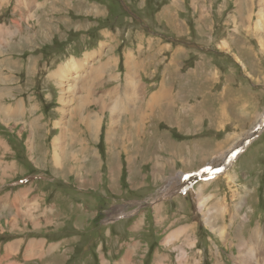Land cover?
Returning <instances> with one entry per match:
<instances>
[{
  "label": "rangeland",
  "instance_id": "obj_1",
  "mask_svg": "<svg viewBox=\"0 0 264 264\" xmlns=\"http://www.w3.org/2000/svg\"><path fill=\"white\" fill-rule=\"evenodd\" d=\"M259 4L260 0L4 1L0 7V38L6 33L11 41L0 55V79L7 72L6 67H11L12 82L5 87L14 91L10 90V99L4 95L3 104L23 103L26 110L20 118L22 122L14 127L5 126L0 120V138L9 145L6 158L0 153V160L12 167V178L0 184V196L7 198L10 191V198L14 199L31 182V191L26 189L27 193L30 191L29 196L38 197L40 206L35 209L38 212L34 210L35 221L39 223L36 229L21 218L13 228L9 224L12 216L0 213L3 214L0 259L5 256L4 246L9 242L22 240L21 251L27 241L41 239L45 242L41 248L44 259L24 262L19 251L8 261L101 264L103 256L112 264L126 257L130 246L135 245L132 264H153L152 258L159 252L167 254L170 264H178L184 252L189 260L213 264L212 253L216 247V257L224 264H232L234 255H238L236 241L232 242L238 229L248 246L257 243L262 249L264 127L249 140L246 136L264 114V27L261 31L254 29ZM26 10L32 13V19L27 18ZM163 13L170 14L177 30L168 24ZM223 45L225 48L220 49ZM129 51L133 53L138 76H142V101L152 95L158 100L164 94L160 104L154 109H145L141 126L136 125L130 113L124 114L120 120L126 124L122 122V126L114 128L109 140L104 139L110 128L109 112L104 113L98 141L78 122L79 117H74L71 134L62 140L61 147H52L53 139L63 130L59 126L63 116L59 111L60 90L53 85L49 73L58 65L64 66L70 58L80 60L93 52H97L96 63L99 56L101 62L108 61L107 57L114 58L116 66L109 65L111 73L119 71L118 81L105 76L104 80L110 81L103 83L99 90L118 88V96L126 105L123 57ZM87 62L84 64L90 65L91 58ZM144 75L151 78L145 79ZM144 105H140L141 111ZM82 111V115L87 113L91 118L99 108L86 104ZM26 122L34 125L29 127ZM74 134L78 136L74 138ZM72 138L74 143L69 142ZM241 142L246 145L241 146ZM239 146L236 159L229 163ZM210 163H214L213 170L219 175L211 177L217 180L206 187L203 195H211L209 206L214 216L220 206L227 210L231 204L241 207L232 237L225 245L198 214L196 192L203 183L192 185L191 179L184 185L173 182L174 191L164 190L177 172L197 173ZM39 171L45 175L48 171V178L53 181L40 186V181L32 177L39 175ZM1 176L0 172V181ZM36 197L30 201H37ZM233 198L236 200L231 203ZM220 201H224L222 205L216 204ZM162 203L165 205L159 215L164 221L158 224V215H154L152 208ZM46 221L52 224L47 226ZM187 224H195L193 238L197 247H186L184 239H178L174 246L162 245L168 233ZM230 225L228 221L227 226ZM50 243L60 244L54 257L49 256L54 251L47 254Z\"/></svg>",
  "mask_w": 264,
  "mask_h": 264
},
{
  "label": "bare ground",
  "instance_id": "obj_2",
  "mask_svg": "<svg viewBox=\"0 0 264 264\" xmlns=\"http://www.w3.org/2000/svg\"><path fill=\"white\" fill-rule=\"evenodd\" d=\"M4 1H7V0H0V7H2ZM261 1H264V0H260L259 11H258V14H257V19L255 21V28H254L257 31L258 30L259 31L263 30V27H264V4H262ZM26 12H27V10H26ZM63 12H65V11H63ZM82 14H84V13H82ZM163 15H164V13H163ZM163 15H160V16L163 17ZM164 16L167 18L168 24L174 25L175 26L174 29H176L177 24L173 22V19L171 18L170 14H165ZM27 18L32 19L33 18L32 13L29 14V16ZM98 23H99V21H98ZM141 39H142V36H141ZM158 40H160V39H158ZM10 41H11V37H10V35H7L6 33H5V35L2 38H0V55H3L4 54V50L9 48ZM100 44H102V42ZM223 46L224 47H222L220 49L225 48V45H223ZM140 47H141V45H140ZM28 48L30 49V47H28ZM22 49H23V47H22ZM226 50H227V48H226ZM16 52H17V50H16ZM102 52H103V50H102ZM111 52H112V50L108 51L107 54L110 55ZM129 52H130V54L127 53L125 55V57H123L124 58V63L123 64L125 65V77H126V78L125 77L124 78L127 81V86L125 85L126 88L123 87V88H125L123 94L127 98L126 99L127 104L125 103L126 105H124V102L125 101L123 100L124 102H122L121 99H120V97L118 96V94H119L118 88L113 87V89L108 90V91H106V90H99L100 89L99 87L102 86L103 83H105L106 81H110V80H104L105 76H107V79H110L111 78V79H113L115 81L117 80V77L119 76V71L118 70H116V71H114V72L111 73L112 66H110V65L113 64V66H116V65H114V62H117V61H115L114 58H111V57H107L106 56L107 59H108V61L106 60V62H103V61L101 62L100 61V56H99V63H96V61L98 60V57L95 56V55H97L96 54L97 52L96 53L93 52L92 54L86 55L85 56L86 58L84 60L83 59L82 60L80 59L81 61L80 60H76L74 58H70L65 63L64 66L58 65L51 73H49L50 74V77H51L50 79H51L53 85L54 86H58L59 87V90H60L59 91V94H60L59 95V102L61 103L62 106H61V109H59V111H61L62 116H63V120L62 121L60 120V122H59V126H61L63 128V130L61 131L60 134L57 135V137L55 136L56 138L53 139L54 141L52 142V147H61L62 140L65 139L66 135L71 134L70 127H73V125H72L73 123L71 122V119H73L74 117H79L80 120L78 122L79 123H82V125H84L86 129H88V133H90L92 136H94L97 139V141H98L99 140V136L102 133V126H103V121H104V119H103L104 113L105 112H109L110 115H111V118L109 120V122H110V128L108 127L109 128V131L107 133V138H104L105 140H109L110 136H113V129L114 128H119V125L122 126V124L125 123V122H123V120H120L123 117L124 114H129L130 113L129 116H132L133 118L136 119V121H134V122H136V125L137 126H141V123L143 122L144 118L146 117V112H147L146 110H148V109H154V107H157L160 104V98L161 97L163 98L164 97V94H161L158 100H155V99L158 98V97L157 98H154L155 95H152V96L150 95L151 98L149 100L142 101L143 93H144V91H142V88L140 86V84L142 85V87L144 85L143 82H142V80H141L142 79V76H138L137 71H136L137 70V68H136L137 66L134 65L135 62H134L133 53L131 51H129ZM139 52H140V49H139ZM139 52H138V54H139ZM18 53H19V51H18ZM90 58H91L90 65H87L88 68H85L87 66L84 64V62H87V60L90 59ZM113 60H114V62H113ZM35 67H37V66H35ZM116 68L117 67H115V69ZM6 71L7 72L4 75L2 74L3 75L2 79H0V120L2 121V123L5 124V126L11 127L13 125V127H14L15 125H17L20 122H22L20 118H21V116H23L25 114V110H26L25 108L26 107H24V104L23 103H20V104L19 103H16L15 105L14 104H11V103H5V104H3V101L6 99V97H4V95H9L7 98L10 99L11 96H10V93L9 92H10V90H13L14 89L13 88V89L8 90L5 87V85H7L10 82H12V75L14 74L13 71L11 70V67H6ZM18 72H19V70H18ZM152 75H155V73H152ZM134 78H136L135 80H137V82H134ZM144 78L145 79L151 78V75H144ZM120 81H121V79H120ZM143 81H144V79H143ZM45 88H47V87H45ZM50 88H52V87H49V89ZM108 88H109V86H108ZM77 89H79L80 91H77ZM143 89H144V87H143ZM120 90H122V89H120ZM20 92H21V90H20ZM122 97H123V95H122ZM74 99H78V100H76L77 102H74V104H73V100ZM123 99H124V97H123ZM162 100L163 99H161V101ZM12 101H13V99H12ZM12 101H10V102H12ZM89 103H91V104H89ZM86 104H88L89 106L90 105H94L95 107L97 106L99 108V111H96L95 114L94 113L91 114V118L88 117V114L87 113H86V115H82V112H83L82 110H84ZM140 105H144V107H143L144 110L143 111H141L142 107H140ZM33 108H36V107L33 106ZM30 113H31V110H30ZM32 116H33V113H32ZM18 117H19V121L17 122V118ZM64 119L65 120L68 119V121L67 122H64ZM33 122H26L24 124H28L29 127H32V125H34ZM54 125L55 126L58 125V122H55L54 121ZM77 125H78V123H77ZM44 126H46V125H44ZM254 126L255 127H253L251 129V131L246 134L247 140H249V138H251L253 135L254 136L257 135L258 134L257 132L259 130H261L262 127L264 126V114L257 119V121H256V123H255ZM29 129L32 130V128H29ZM86 129H84V131H86ZM22 135L23 134H21V133L19 134L20 137ZM77 136H78V134L77 135L76 134L73 135L74 138H76ZM4 141H5V139L0 138V153H2L3 156L6 158L5 155H6L7 151L9 150V148H8L9 145H8V143L6 141L5 142L7 144ZM90 141H91V139H90ZM69 142L70 143H74L75 140L72 138ZM82 142H83V140L81 142L79 141V143H82ZM28 144H31L32 145L31 142H29ZM244 144L245 143L241 142V146H243ZM31 145H29V147H32ZM241 146H239V147H237V149H235V151L233 152V155L230 157L229 163L232 162L231 160L236 159L235 156L240 151V150H238V148H240ZM217 160L218 159H216L214 161H217ZM229 163H227V164H229ZM3 164L4 163L0 160V172L3 174V176H1L2 178H1L0 184L1 183H4L7 179L12 178V176L10 174V172L12 171L11 170L12 169L11 165H9V164L6 165L7 164L6 163L5 164L6 166H5ZM213 165H214V163H210L207 166V168L203 169L204 170L203 173H201L203 170H200L196 174H187L186 173L187 170L184 171V172H179V173L177 172L178 173V175L176 173L177 177L175 175L174 177L170 178L169 181L166 183V187H164V190L165 191H171V192L174 191L175 188L172 186V183L173 182L178 183L180 185H184L187 180H190V179H191V181H194V180H204V179H202L204 177L207 180L205 182L206 184H204V182H203V184H200L199 185V188H198V193L196 192V206H197V209H198V212H199L198 214L203 217L202 222L204 223V225H206L214 233H217L219 239L221 241H223L224 242V245H225V244H227V241L229 239H231V237H232V229L234 228L235 220L238 218V216L240 214V208L241 207L239 208L237 204H235V205H232L231 204V209L227 210V209H225V207L220 206V208L217 211V214L214 216V214L211 211L212 206H209V204L212 202L211 201V195L210 194H206V195L204 194L203 195L206 187L208 185H210L211 183H213L215 180H217V179H214L213 178L212 181H209L211 177L218 176L217 175L218 171L213 172V170H212L214 168ZM87 174H89V173H87ZM226 176L228 177L229 176V173L226 174ZM235 179H236V177H235ZM164 180H165V178H164ZM29 185H30V183L26 187H22V189L23 188H25V189L24 190H20L19 192H17L16 196L14 195V199L10 198V194H9V193H11L10 191H8L7 198H3V197L0 196V213L1 212H6L7 214H10L12 216V220H10V222L9 221L8 222H9V224L13 228H14V224L17 225L16 224V221L19 218H21L22 220L25 219V221L28 220L32 224V226H34L35 229L38 227V224L39 223H36V221H35V211L39 208V206H40L39 203L40 202H38L39 201V198L38 197H36V196H29V192L31 191V188H32ZM188 186H189V184L187 185V187ZM26 189H29L30 191L27 193V190ZM29 197H30V199H29ZM34 197H36V200L37 201H30ZM175 199H178L177 196H176ZM234 199L236 200V198H233L232 201H231V203H233V200ZM172 201L173 200H171L170 202H172ZM174 201H177V200H174ZM223 202H221V201L220 202H216V204L222 205ZM165 203L158 204V205H155L154 204L155 206H153V208H152V211L154 212V215L155 216L158 215V221H157V218L155 217V221H157L156 223H158V224L161 221H164V220H162V216H160L159 214L162 212V207L165 205ZM232 206H233V210H232ZM24 207L26 208L25 210H19V209H23ZM53 207L55 208V205H53ZM12 208H16L15 209V211L17 210V213L16 214H15V211L14 212L13 211L10 212ZM36 212H38V211H36ZM227 214L229 216L228 218L226 217ZM2 216H3V214H2ZM2 216L0 215V219L2 218ZM8 217H9V215H8ZM0 221H2V220H0ZM52 221H54V220H52ZM228 221L231 223L230 226H227V222ZM124 222H126V221H124ZM219 222H220V224H219ZM49 223L52 224L51 221L50 222L49 221H46V225L49 224ZM140 223H138V224H140ZM58 226H55V227H58ZM136 226H137V224H136ZM56 231H59V227L56 229ZM195 232H196L195 231V224H193V225L187 224V225H184V226H182L180 228H176L175 230L171 231L170 233H168L164 237V240L162 242V245H164V246L165 245L166 246H174L178 239H184V241H185L184 245L186 247H188V248H190V247L191 248L197 247L196 246L197 245V241H196L195 238H193V236L195 235ZM233 239L236 241L237 250H238V253L237 254L238 255H234L233 263L232 264H264V247L262 249H259V247H262V246L259 245V247H258L257 246V243H254L252 247L251 246H248L247 245V240L244 239L243 233L240 232V229L237 230V234L234 236V238H232V242H233ZM257 240H259V239H257ZM44 243H45L44 240H41V239H39V240L32 239V240L27 241V244L25 245V247L20 251V247H21V244H22V240L19 239V241L16 240V241L9 242L8 244H6L4 246L6 254H5V256L2 259H0V263H4V264H21L20 262H17V261H15L13 263H11V260L8 261V259L11 256H13L14 253L16 254L19 251L22 253V259H23L24 262H27V261H29L31 259L42 260V259H44V253L41 252V248H42V246H44ZM261 244H264V240L263 239L261 241ZM230 246H232L231 240H230ZM59 247H60V244L55 245V244L50 243L49 244V247H48L47 254L51 253V251H54L51 255H49L50 257L51 256L54 257L55 255H57L55 253V250L57 249L56 250V252H57ZM257 247H258V249H257ZM129 249L130 250L128 251L127 256L125 255L126 257H124L121 260H117V261H115L112 264H132L131 263V258H132V255L135 253V249H137V247L135 245H133V246L131 245ZM142 250H144V249H142ZM120 252H122V251H120ZM217 253H218V251H217V247H216L215 251L212 253L213 258H214V263L213 262L212 263L213 264H224V263L221 262V259L220 258L216 257ZM184 254H185V252L184 253H181L180 257L178 258V262H179L178 264H188V262H191V264H200L201 263L198 260H189L186 257V255H184ZM113 257H111V258H113ZM101 258H102V263L101 264H109V261L106 260V258H104L103 256H101ZM57 262H59V261H57ZM60 262H59V264H60ZM167 262H168V256H167L166 253H163V252L162 253L159 252L158 254L157 253L154 254V256L152 258V263L153 264H170L169 262L168 263ZM61 264H64L63 260H62Z\"/></svg>",
  "mask_w": 264,
  "mask_h": 264
},
{
  "label": "crops",
  "instance_id": "obj_3",
  "mask_svg": "<svg viewBox=\"0 0 264 264\" xmlns=\"http://www.w3.org/2000/svg\"><path fill=\"white\" fill-rule=\"evenodd\" d=\"M74 59H79V58H77V57H74ZM83 60L85 59V58H82ZM81 59V60H82ZM35 169H38V168H35ZM40 172V171H39ZM48 175H49V173H48V171L46 172V175L44 174V173H42V172H40L39 173V177H37L35 180H39L40 182L39 183H41L40 184V186L42 185V184H47L48 182H51V181H53L51 178H48ZM52 177H53V175H52ZM54 178H56V176H54ZM51 179V180H50ZM34 182V181H33ZM32 182V183H33ZM30 184H31V182H30ZM38 186V185H37ZM37 186H35V187H37ZM42 186H45V185H42ZM47 186V185H46Z\"/></svg>",
  "mask_w": 264,
  "mask_h": 264
}]
</instances>
